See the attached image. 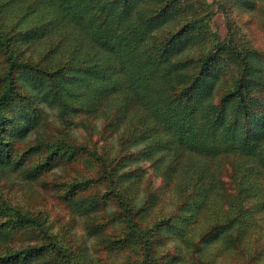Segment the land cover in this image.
<instances>
[{"label": "trees", "instance_id": "16d2710c", "mask_svg": "<svg viewBox=\"0 0 264 264\" xmlns=\"http://www.w3.org/2000/svg\"><path fill=\"white\" fill-rule=\"evenodd\" d=\"M217 4L264 24V0ZM210 7L0 0V177L74 169L54 192L114 264L264 257V51L231 27L213 43ZM0 219V264H95L40 214L0 202Z\"/></svg>", "mask_w": 264, "mask_h": 264}, {"label": "rangeland", "instance_id": "374dc122", "mask_svg": "<svg viewBox=\"0 0 264 264\" xmlns=\"http://www.w3.org/2000/svg\"><path fill=\"white\" fill-rule=\"evenodd\" d=\"M187 2H194L195 0H185ZM220 0H209L212 4L208 12L207 18L210 23V28L213 32L217 33L213 36V43L216 41L223 42L229 35V29L232 31L240 29L243 33L247 34L253 44L264 51V24L261 19L254 18L244 11L234 9L233 24L229 26L228 18L225 14L219 12ZM217 2V3H216ZM229 6V5H228ZM205 15V14H204ZM228 86V85H227ZM76 135L80 141H86L87 134L83 130H79ZM95 140H101V137L96 136ZM102 144V142H101ZM144 165H147L144 163ZM148 166V165H147ZM149 175H153L152 171H148ZM76 176L74 169L68 171L58 172L57 174L46 176L43 180L36 182H25L22 176L18 174L0 177V202L8 203L10 206L18 208L25 212L32 214H40L48 224L51 225L52 233L55 235L63 236L66 232L71 231L79 240L88 243L90 247L89 253L93 255L95 264H114L124 261V255L108 254L103 250V246L95 243L87 236L85 222L81 217H75L71 209L61 203L56 193L54 192V185L56 183H64ZM147 178V176H146ZM5 221L0 219V222ZM261 237H264V230H259ZM22 234V232H21ZM25 239V238H24ZM264 240H260L261 247H264ZM26 240L19 242L14 246L20 248L25 245ZM170 245V244H169ZM13 246V247H14ZM14 247V248H15ZM171 250L173 244L170 246ZM15 248V249H16ZM0 255H5V250H2ZM167 250H164L165 253ZM218 254L216 264H264V257L259 258V261L251 260L250 252L239 250L237 252L222 253L215 250ZM258 255L264 253V249L257 252ZM212 255V253L210 252ZM168 259V258H165ZM188 262L195 264V259H189ZM159 264H170L169 261H160Z\"/></svg>", "mask_w": 264, "mask_h": 264}]
</instances>
